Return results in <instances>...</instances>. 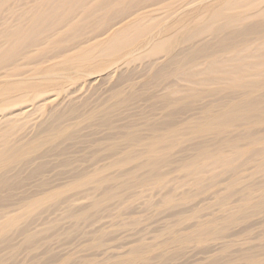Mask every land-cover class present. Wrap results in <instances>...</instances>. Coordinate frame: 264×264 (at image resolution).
Returning <instances> with one entry per match:
<instances>
[{
    "label": "bare ground",
    "instance_id": "obj_1",
    "mask_svg": "<svg viewBox=\"0 0 264 264\" xmlns=\"http://www.w3.org/2000/svg\"><path fill=\"white\" fill-rule=\"evenodd\" d=\"M90 135L109 156L88 160ZM214 179L228 221L264 200V0H0V264L115 199L173 209Z\"/></svg>",
    "mask_w": 264,
    "mask_h": 264
},
{
    "label": "rangeland",
    "instance_id": "obj_2",
    "mask_svg": "<svg viewBox=\"0 0 264 264\" xmlns=\"http://www.w3.org/2000/svg\"><path fill=\"white\" fill-rule=\"evenodd\" d=\"M132 111L136 114L139 108ZM136 115L138 117L132 115V120L142 122L144 118H140L141 113ZM135 118L140 119L136 121ZM93 141L91 135L84 141L88 160L96 151L102 157L110 155L102 146L96 147ZM77 150L79 149H72L66 157L78 159L80 153ZM86 165H90L89 161ZM164 170L169 169L165 167ZM237 172L233 181L246 174ZM173 176L174 173L165 175L168 178ZM220 180L204 183L203 185H208L196 193L187 188L186 191L192 192L187 204L173 209H170L173 204L167 208L155 207L154 194H151L150 199L136 204L129 203L122 208L113 205L116 203L115 199L105 204L104 208L83 224L71 228L69 233L58 229L55 224L57 229L48 233L50 238L47 242H41L38 248H29L25 254L12 257L10 264H120L128 262L139 253H142V259L135 264H245L244 259L249 256L263 260L264 200L262 204L246 210L244 218L228 221V215L222 213L221 207L210 206L214 198L224 195L220 191L224 185ZM243 180L248 181V178ZM243 186L246 183L243 182L239 187ZM149 195L150 193H145V198ZM236 199V196L228 198L229 206L236 205ZM86 202L89 204L91 200ZM193 210L195 215L191 218L189 215ZM182 216L190 219L178 222ZM197 224L204 225L208 231L210 228L218 231L209 240L198 245L178 243L184 236L192 235ZM175 239L178 241L174 242ZM132 251L135 252L134 255H130Z\"/></svg>",
    "mask_w": 264,
    "mask_h": 264
}]
</instances>
